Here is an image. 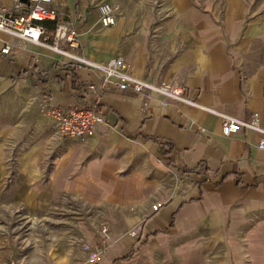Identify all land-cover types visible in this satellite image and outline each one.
<instances>
[{"label": "crops", "instance_id": "crops-1", "mask_svg": "<svg viewBox=\"0 0 264 264\" xmlns=\"http://www.w3.org/2000/svg\"><path fill=\"white\" fill-rule=\"evenodd\" d=\"M107 2L117 8L113 27L99 23ZM256 2L54 0L58 18L45 27L53 44L57 25L72 22L75 54L118 60L131 76L183 88L188 99L231 117L257 112L264 127V10ZM0 6L10 9L13 0ZM104 76L0 30V80L30 90L49 113L92 99L88 85L101 97L96 134L58 138L48 171L54 193L77 206L78 240L93 247L108 230L99 264H264L260 134L225 136L213 113L178 102L164 107L159 96L120 90ZM83 250L57 263L91 264Z\"/></svg>", "mask_w": 264, "mask_h": 264}, {"label": "rangeland", "instance_id": "rangeland-1", "mask_svg": "<svg viewBox=\"0 0 264 264\" xmlns=\"http://www.w3.org/2000/svg\"><path fill=\"white\" fill-rule=\"evenodd\" d=\"M256 1L264 10V1ZM58 138L65 139L34 93L1 79L0 264H60L67 252H90L74 234L81 217L77 206L66 194H55L49 179Z\"/></svg>", "mask_w": 264, "mask_h": 264}, {"label": "built area", "instance_id": "built-area-1", "mask_svg": "<svg viewBox=\"0 0 264 264\" xmlns=\"http://www.w3.org/2000/svg\"><path fill=\"white\" fill-rule=\"evenodd\" d=\"M29 3H22L20 0H13V8L6 9L0 6V30L8 34L20 37L39 45L50 47L70 57L78 66H87L100 70L104 73L103 83H116L120 90H130L136 95H145L148 91L159 96L161 104L168 107L171 102L185 103L207 112L213 113L222 120V132L225 136H231L242 129L260 134L257 147L264 151V127L261 124L260 115L254 112L248 119L231 117L216 109L203 107L196 101L186 97L184 89L170 83H152L146 80L137 79L125 71L119 69L118 60L108 63H96L75 54L74 51L80 47L79 34L72 22H64L57 25L53 34V44H49V36L45 23L56 21L58 11L53 6L54 0H28ZM99 23L103 27H113L117 23V8L111 3H102L99 6ZM60 42H64L67 48H59ZM4 54L10 52L6 46L2 50ZM88 90L93 98L83 103L68 108L66 111L51 110L50 114L56 120L61 136L68 140L83 139L96 134L97 127L104 122L101 112V97L96 93L94 85H88ZM103 239L100 244L90 246L89 262L99 264L108 247L110 240L108 230L102 229ZM135 236L136 232H131Z\"/></svg>", "mask_w": 264, "mask_h": 264}, {"label": "water", "instance_id": "water-1", "mask_svg": "<svg viewBox=\"0 0 264 264\" xmlns=\"http://www.w3.org/2000/svg\"><path fill=\"white\" fill-rule=\"evenodd\" d=\"M22 3H26V4H28L29 3V1L28 0H20Z\"/></svg>", "mask_w": 264, "mask_h": 264}, {"label": "trees", "instance_id": "trees-1", "mask_svg": "<svg viewBox=\"0 0 264 264\" xmlns=\"http://www.w3.org/2000/svg\"><path fill=\"white\" fill-rule=\"evenodd\" d=\"M45 25H46V23H45Z\"/></svg>", "mask_w": 264, "mask_h": 264}]
</instances>
